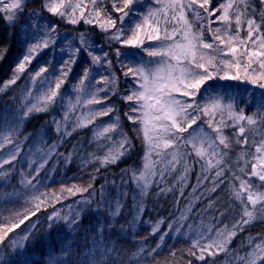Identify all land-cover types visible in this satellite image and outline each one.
Instances as JSON below:
<instances>
[{"label":"snow or ice","instance_id":"obj_1","mask_svg":"<svg viewBox=\"0 0 264 264\" xmlns=\"http://www.w3.org/2000/svg\"><path fill=\"white\" fill-rule=\"evenodd\" d=\"M138 4L143 7L136 8ZM258 5L257 0H221L215 7H210L211 0H149L147 4L144 0H41V8L53 17L72 25L82 21L95 26L106 34L108 48L113 42L119 45L114 49L116 64L128 81L127 92L119 98L127 103L124 116L142 139L144 155L139 167L122 169L118 179L106 177L96 185L101 169L117 164L134 145L123 130L120 110L108 103L116 94L117 81L109 52H96L104 45H97L87 31L65 37L59 51L70 55L57 61L59 73L52 63L53 48L51 58L28 74L15 117L9 119L5 112L0 118V264H37L38 260L43 264H141L148 256L160 264L156 256L172 234L190 237L188 255L198 261L210 257V264H215V257L226 253L227 264H264V232L248 233L236 249H229L238 234L264 222V91L220 83L239 81L264 90V0H258ZM28 7L29 0H0V21L9 37ZM58 27L42 19L39 10L29 12L28 21L20 25L24 54L11 77L0 84V94L17 83L40 52L56 44ZM8 47L0 45V59ZM81 52L90 64L83 67L71 92L61 94ZM102 71L109 75H101ZM101 104L103 108L91 107ZM53 106H59L61 113L60 118L51 119L56 139L49 144L42 129L21 157L31 135L21 139L24 121ZM249 106L253 111L246 114ZM113 113L111 121L91 129L89 144L102 152L85 151L79 141L66 154L59 151L73 133ZM74 158L82 171L95 165L90 182L62 187L59 194L41 191L42 180L49 179L57 165L67 166ZM49 161L52 166L46 167ZM196 165L199 171L191 199H186L179 214L169 212L167 223L164 217L153 220L147 215L155 211L151 201L158 205L169 194L179 207ZM13 174L18 176V188L11 184ZM226 179L229 203L221 210L217 199L206 194L215 192ZM63 193L81 199L73 202L75 207L66 206L68 211L55 210ZM204 199L208 203L196 215L212 209L215 223H205L201 217L196 227L188 224L182 232L194 202ZM237 205L239 212L230 223L217 227L220 218L236 213ZM42 207L54 209L46 217V229L39 228L37 218L5 244L9 233L36 217ZM89 214L95 219L84 225ZM59 225L66 234L58 233L54 246L49 234ZM141 225L156 237L155 246H147L145 236L139 238L135 251L124 248L121 241L129 235L135 238ZM40 240L46 244L43 257L30 250Z\"/></svg>","mask_w":264,"mask_h":264},{"label":"trees","instance_id":"obj_2","mask_svg":"<svg viewBox=\"0 0 264 264\" xmlns=\"http://www.w3.org/2000/svg\"><path fill=\"white\" fill-rule=\"evenodd\" d=\"M34 4V6L30 9L32 11L33 9H39V3L41 0H31ZM108 7L110 8L111 5L109 4ZM115 15V14H114ZM111 31H115L114 29ZM9 30L3 25V21H0V45H9L7 54L3 56L2 59H0V84L3 82L7 81L10 77L12 72L14 71L15 65L17 64L19 57H20V52H21V47H20V42H19V35L17 32H14L9 37L8 34ZM105 35L103 34L102 36H99L98 41L99 45H104V47H107V41L105 40ZM82 73V72H81ZM122 87V86H121ZM125 90L120 91V93H126V87H124ZM121 89V88H120ZM103 94V93H102ZM101 94V95H102ZM114 101L113 98L109 100V102ZM8 104L5 105V102L0 101V118L3 117L5 112L9 113V119H12L15 117V113L8 109ZM46 120H44V116H39L35 117L32 120H30L28 123L23 124L22 131H21V139L23 138L24 135L31 134L29 136L28 141L24 144V149L21 152V157L24 156L25 152L28 151V148L30 145H32L33 140L37 137V134L43 129H46L45 125ZM51 132V131H50ZM51 133L46 134V136H50ZM87 135L85 136L86 138H82L83 133L78 132L76 135L71 136L69 139V144H70V149H72V145L76 144V142L81 138V140L85 143H87V138L90 135V131L86 133ZM85 147V146H84ZM142 148V156L144 155V147L142 140L139 139L138 143V149ZM85 147V151H88ZM64 150H61L60 152H63ZM140 154V151L138 152ZM138 154H135V157L132 159L134 160L133 163L136 165L138 162H141V154L140 157ZM140 163V165H141ZM128 164V163H127ZM126 165V167H131V165ZM125 165H115V166H109L108 168H102L100 173L98 174V179L95 181L96 185L104 183L105 178L107 177L109 180L112 179L113 176H115L117 179L119 178V172L124 168L123 166ZM52 166V161H49V165L46 167H51ZM6 167H11V165H8ZM25 171H27V165H23ZM95 167V165H88V169L85 171L81 170L80 166V161L74 160L71 164L65 166L63 163L59 164L56 166V171L53 173H50V178L49 179H43L42 180V187L41 191H47V192H57L58 194L60 193V189L62 187H71L73 184L80 186V185H87L90 180H89V173L91 170ZM195 169L199 170V165H196ZM197 175L196 170L193 171V178L195 179ZM44 176V172H41V177ZM192 178V179H193ZM18 176L17 174H13L11 177V184L15 185L17 188L19 187V184L17 183ZM4 196L7 195V193H3ZM87 195V193L83 194ZM222 196V195H221ZM63 199L60 203H57L55 205V210H62V211H68V208L66 206H73L74 201L81 199L80 195L77 196H72L69 195L68 193H63ZM173 195L169 194L167 198H161L159 200L158 205L156 204L155 201L150 202V207L155 206V211L151 213H146L147 215H151L152 219L155 220L158 216L159 217H164L167 223V220L170 219L169 217V212H172L173 215H177L176 213V207L173 205ZM130 203V202H129ZM221 207L222 209L226 208L228 205L227 200L225 199L224 202H221ZM17 207H21V205H17ZM239 210V208L236 207V210ZM201 209H198V212ZM54 209L52 207H47V208H41V210L37 213L36 217H32L30 221H25L24 225H21V228L16 229L14 232L9 233L8 239L5 240V244H8L9 240H11L13 237H16L17 234L21 233L23 230L26 229L27 225L30 224L32 221H36L38 219V226L41 230L46 229L47 221L46 217L52 213ZM201 213V212H200ZM232 215V214H231ZM231 215H225L223 218L226 220L229 218ZM233 216V215H232ZM212 217L211 216L206 219L208 222V219ZM201 219V216L199 215L198 217ZM95 219L94 215L89 214L86 215L82 223L84 225H88L89 223L93 222ZM123 219V217H121ZM192 222V219H190ZM194 224V223H193ZM56 227H54L49 234L51 243L55 246L57 244L56 237L57 234H66V230L60 229V231L55 232ZM251 228V232L254 231V233H257L258 231L264 232V225L263 224H254L253 227ZM163 230V227H162ZM149 231L150 229L146 226L141 225L136 234L135 238L131 235L127 236L124 238L121 243L124 248L130 249L132 251L136 250V245L139 243V238L140 237H145L147 236L148 239L144 242L147 246L149 247H154L156 243V237L155 236H149ZM113 235L115 236V232H113ZM179 235H174L172 234L173 238H166L165 240V246L158 252L156 259L157 261L160 262V264H164L165 261H168L169 264H188L189 261L192 262V264H210V261L212 258L206 257L205 261H198L195 259V257L188 255V250L191 247V239L186 238V237H181ZM238 245H234L232 249H236ZM3 246H0L2 248ZM45 247L46 244L43 242H37L35 247L30 249L31 251L35 252L38 254V257H43L45 255ZM172 252H175L176 255L173 257L171 255ZM228 257L225 260L227 263ZM221 262V261H220ZM37 264H43L42 260L38 261ZM141 264H155V262L152 260L151 256H148L146 260L142 259ZM215 264H219V261L216 260L215 258Z\"/></svg>","mask_w":264,"mask_h":264},{"label":"rangeland","instance_id":"obj_3","mask_svg":"<svg viewBox=\"0 0 264 264\" xmlns=\"http://www.w3.org/2000/svg\"><path fill=\"white\" fill-rule=\"evenodd\" d=\"M148 2H149V0H144L145 4H147ZM85 3H87V0H85ZM219 3H221V0H211V6L210 7L218 6ZM38 5H39V9L37 8V10L40 11L42 19L47 20L49 23H55V24L59 25V27L57 29V31L59 33V36L56 39V44L55 45H53V46H51V47H49L47 49H44L42 52H40L36 56V58L33 60L32 64L29 65L28 68L26 69L25 73L21 74V78L17 81V83L15 85L10 86V88L6 92H4L3 94H0V101L5 102V105L8 104V106H9L8 109L13 111L15 114H16L17 108L20 105V95H19L20 89L25 85V83L27 81L28 74L32 73V72H35V71H38L39 67L43 66L45 64V62L51 58L52 53H53V48L56 49V52H55V59L52 60V63H53L54 66H56L57 73H59V65L57 64V61L60 59L61 56H63L65 59H67L68 56L70 55V53L67 52V51H65L64 53H61L59 51V47L62 46L63 41L65 40V37H67L68 39H71L73 36H78V34L80 32L87 31V33L91 37V39L97 45H99L100 41H99L98 37L102 36L103 34H105V33H102L97 27L92 26V25H85L82 21H81V23H79L77 25H72V24L65 23L64 21L59 20L56 17H53L50 13H48L45 10H43L41 8V2ZM257 5H258V0H257ZM33 6H34L33 2L31 0H29V7L26 9L24 15L21 16L20 19L17 21L16 29H15L14 32H17L19 36L21 34L20 33V25L28 21L29 12H31L30 9ZM135 7L136 8H142L143 5L138 4ZM201 11H203V10L201 9ZM216 15L218 16V15H220V13H217ZM211 19L215 20L216 17H212ZM128 22L129 21L126 19L125 23L127 24ZM3 25L5 26L4 22H3ZM216 26H217L216 24L212 25V27H216ZM241 35H244V33L242 32ZM98 41H99V43H98ZM72 43L74 45H76V44H78V41L74 40V41H72ZM147 43L148 42H146V45H147ZM20 47H21V52H20L19 60H20V58H22V56L24 54V48H23V46L21 44H20ZM116 47H119V45L116 44L115 42H113L112 43V48H108V46H107V47H104L103 49L97 48V49H95V51L96 52H100L102 50L103 51H108L109 52V57L113 60V71L115 72V75L117 77V81H116V85H115L116 94L112 96L114 101H111V102L108 101V103L109 104H115L116 107L120 110L119 114H120L121 124H122L123 130H124V132L127 133L129 138H131L132 144L134 145V147L131 149L130 153L127 156L123 157L117 164H115V165H118V164L125 165V164L128 163L127 165H131V167H126V165L123 166L124 167L123 169H125V168H132L133 166H136V167L140 166L141 162H138L136 165H134V163H133L134 160L132 158L135 157V154H138V152L140 151L141 161H142V157H143L142 156V151L143 150H142V148H139V150L137 151L139 139L137 138V133L133 130L135 126L132 125L131 122L128 121L126 119V117L124 116V110L127 108V103L123 102L119 98L120 95L122 94V93H120V91L125 90L124 87H126V90H128V81H127V79L125 77H123V74H122V72L120 70L119 65L116 64V58H115V55H114V49ZM19 60H18V62H19ZM88 64H90V58L85 53L81 52L79 54V58L76 60V63L74 65H72V71L69 74V76L67 78V81L65 82V84L60 89V93L61 94H66V93L71 92L73 84L77 83L78 82L77 78L82 75L81 72L83 71V67L88 65ZM49 71H52V69L50 68ZM45 75H47V74H45ZM101 75H109V73L106 72V71H102ZM220 83L229 84V85L233 86L235 89H241L242 90V89L248 88V89H251V90H253L255 92L264 91V90H261V89H258V88H254V86L249 85L247 83H240L239 81L220 82ZM38 86L39 85H37V87ZM109 86H111V85H109ZM96 87H104V85H96ZM101 94L102 93H100V95ZM104 95L105 94L103 93L101 96H104ZM72 96H75L74 92H72ZM13 97H15V100H13ZM58 99H59V97H58ZM66 103H67V99L65 100V104ZM239 106H241V105L238 104V107ZM91 107L99 109V108H103L104 105L103 104H101V105H93ZM245 111H246V114H251V112L253 111V108L251 106H249V107L246 108ZM114 114L115 113H113L112 115L106 116V117H97V119H96V121H95V123L93 125H90L88 128H84V129L78 130L77 132L73 133V135H76L78 132L83 133V135H82L83 137L82 138L84 139V138H86L85 137L87 135L86 133L88 131H90V135L87 138V143L83 142L81 140V138H79V140H78L80 143H82L84 149L86 147L87 149H89L88 151H100V152L103 151V149H97L95 144H91V145L89 144V140H90L91 135H92L91 129L93 127H95V124H100L102 122L111 121L113 119V115ZM60 115H61V113H60L59 106H53L50 109L49 112L30 115L24 121L23 124L28 123L30 120H32L35 117L44 116V120H46L48 122L47 124L45 123L46 129L44 131H45L46 134L51 133L50 136H47L48 143L50 144L56 139V133H55V131H54L52 125H51V119H52L53 116H56L57 118H60ZM194 127H195V125H194ZM189 131H191V129ZM228 131H231V130H228ZM112 135H115V133H113ZM185 135H187V133H185ZM69 138L70 137H68L65 140L64 145L59 149V151L64 150L63 152L65 154L71 150L69 148L70 147V144H69L70 139ZM140 154H138L139 157H140ZM74 160L79 161L78 159H75V158L73 159V161ZM115 165H111V166H115ZM198 171L199 170L196 169V172H198ZM120 174H121V171L119 172V175ZM228 175L229 174H227V175L225 174L226 178L228 177ZM192 178H193V172L190 175V179H189V182H188V187L184 190V197H182L180 199L179 207L178 208L176 207L177 215L179 214V210L183 208V206H184V204L186 202V199H189V200L191 199L192 187L196 184V178L195 179L194 178L192 179ZM253 179L255 180V178H253ZM257 183H258V181H257ZM206 186L210 187V184H207V182H206ZM199 191H203V188L199 189ZM177 195H178V193H177ZM206 195L208 196V199H217V207H219L221 210H223L222 207H221L220 201L224 202L225 199H226L227 202L229 203V192H228V188H227V180L225 181V184H221L220 187L215 192H212V193L206 194ZM208 199H204V200L199 201V202H194L195 203V208L193 209V213L189 216V219L184 222L185 227L181 229L182 232L187 230V225L188 224H192L193 227H196L200 223L201 219L198 218L199 216L196 215V213L198 212V209L205 208V206L208 203ZM237 208H239L238 205H237ZM238 212H239V210L237 209L236 213H234L232 215L238 214ZM211 214L213 216L212 209H208L207 211L201 212L200 216L203 217V218H207V217L211 216ZM215 215L218 217L219 214L216 213ZM232 215L229 216V218H227L226 220H224L223 217L220 218L221 219V224H217L216 226L217 227H221L224 223H230L231 219L233 218ZM190 219H192V222L190 221ZM205 221H207V220L204 219V222ZM205 223H215V220L212 219V217H211V218L208 219V222H205ZM255 224H260V225L263 224L264 225V222H258V223H255ZM251 227H253V226H251ZM60 229L66 230L63 225H59L58 227L55 228L54 231L57 232V231H60ZM213 231H215V229ZM248 233L256 234V233H254V231L251 232V228H247L245 230V232H242V233L238 234L232 240L231 244L229 245V249L231 250V248L234 245H238L240 243V241L245 236L248 235ZM257 233H260V231H258ZM181 237H185V236H181ZM186 238H190V237H186ZM38 242H40V243L43 242L44 243L43 240H40ZM44 250H46V247H45ZM227 257L228 256H227L226 253H221L220 255L216 256L215 258H216V260L219 261V264H227L226 261H225L227 259ZM38 261H40V260H38Z\"/></svg>","mask_w":264,"mask_h":264},{"label":"flooded vegetation","instance_id":"obj_4","mask_svg":"<svg viewBox=\"0 0 264 264\" xmlns=\"http://www.w3.org/2000/svg\"><path fill=\"white\" fill-rule=\"evenodd\" d=\"M226 175H227V173H226ZM227 180V179H226Z\"/></svg>","mask_w":264,"mask_h":264}]
</instances>
